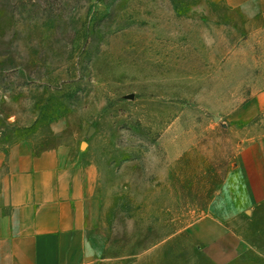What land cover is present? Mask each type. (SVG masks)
Masks as SVG:
<instances>
[{"label": "rangeland", "instance_id": "1", "mask_svg": "<svg viewBox=\"0 0 264 264\" xmlns=\"http://www.w3.org/2000/svg\"><path fill=\"white\" fill-rule=\"evenodd\" d=\"M214 1L0 0V149L39 129L96 168L92 264H264V200L190 230L264 157V29Z\"/></svg>", "mask_w": 264, "mask_h": 264}, {"label": "crops", "instance_id": "2", "mask_svg": "<svg viewBox=\"0 0 264 264\" xmlns=\"http://www.w3.org/2000/svg\"><path fill=\"white\" fill-rule=\"evenodd\" d=\"M214 2L229 11L259 15L264 29V0ZM38 130L0 149V264H92L101 249L88 210L97 170L79 165L58 141L34 143ZM247 151L238 155L227 182L209 200L207 215L216 218L205 216L190 227L207 246L205 238L215 237V244L232 235L234 217L264 200L263 154Z\"/></svg>", "mask_w": 264, "mask_h": 264}]
</instances>
